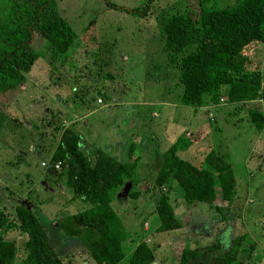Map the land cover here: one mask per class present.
Returning a JSON list of instances; mask_svg holds the SVG:
<instances>
[{
  "label": "rangeland",
  "instance_id": "obj_1",
  "mask_svg": "<svg viewBox=\"0 0 264 264\" xmlns=\"http://www.w3.org/2000/svg\"><path fill=\"white\" fill-rule=\"evenodd\" d=\"M55 1L76 37L59 54L48 50L34 32L30 45L38 56L25 73L26 85L1 97L0 208L13 219L14 206L23 203L47 229L53 247L64 251L60 257L66 264H95L81 245L82 234L62 229V220L87 203L47 181L45 167L61 129L69 127L79 134L84 151L106 142L108 149L103 147L109 152L110 141L115 142L114 158L121 161L130 160L128 145L134 141L131 156H139L135 175L140 181L152 180L161 151L179 133L188 134L184 127L195 118L189 106L179 102L178 69L164 61L160 19L187 9L196 14V0H107L113 6L106 0ZM137 5L143 13L128 11ZM244 52L249 57L247 72L257 70L264 82V42H252ZM196 108L199 124L207 132L202 130L200 141L177 153L199 165L212 148L221 163L230 166L235 186L227 209L216 211L203 202L187 204L173 183L169 195L181 227L156 231L159 219L151 191L137 185L138 195L126 191L109 204L129 235L130 247L145 240L152 248L154 258L149 264L173 263L175 244L183 239L191 246L216 240L220 250L242 233L236 261L264 264V134L255 130L247 115L250 108L264 114V103H249L237 111L224 101L210 107V112L200 105ZM214 203H221L218 195ZM54 220L60 222L55 223L57 233L52 236ZM0 238L14 240L12 263H21L23 235L9 228L0 230Z\"/></svg>",
  "mask_w": 264,
  "mask_h": 264
},
{
  "label": "trees",
  "instance_id": "obj_2",
  "mask_svg": "<svg viewBox=\"0 0 264 264\" xmlns=\"http://www.w3.org/2000/svg\"><path fill=\"white\" fill-rule=\"evenodd\" d=\"M106 3L114 5L111 1ZM195 4L196 14L189 9L171 13L160 19L158 28L164 61L178 69L176 77L182 86L179 102L192 107H215L224 101L231 104V111L247 108L256 101L264 103V82L257 70L247 72L249 57L244 52L252 42H264V0H196ZM140 8L137 5L128 11L143 13ZM34 32L43 38L48 50L59 54L65 53L76 37L71 25L59 14L55 0H0V106L2 96L26 85L25 73L38 56L30 45ZM208 109L205 107L204 111ZM248 110L255 130L264 134V116L256 108ZM210 118L209 121L213 116ZM203 128L199 125L186 135L179 133L161 152L150 181H140L135 175L138 157L131 156L134 141L128 145L130 160L121 161L99 147L84 151L77 132L69 127L61 129L45 167L46 180L87 203L62 220L61 227L69 233L82 234L81 243L95 264H149L154 258L145 240L137 241L126 253V232L109 204L122 195L125 185L126 194L131 196L138 195L142 187L151 191L159 219L156 231L181 226L169 195L173 183L181 189L187 204L203 202L223 212L228 207L235 179L230 166L221 163L216 151H206L199 165L177 153L200 140ZM217 195L221 205L214 203ZM13 215L12 219L0 208V230L15 228L23 235V264H64L46 228L28 206L16 204ZM244 236L238 234L220 250L216 240L201 247L176 243L174 262L169 264H243V260L236 261V255ZM14 252V240L0 238V264H12Z\"/></svg>",
  "mask_w": 264,
  "mask_h": 264
},
{
  "label": "crops",
  "instance_id": "obj_3",
  "mask_svg": "<svg viewBox=\"0 0 264 264\" xmlns=\"http://www.w3.org/2000/svg\"><path fill=\"white\" fill-rule=\"evenodd\" d=\"M181 104V103H180ZM205 107H208L209 109H210V106L209 105H204ZM204 106H202V108H205ZM189 109H191L190 110V115H192V116H195V118H191V119H189L188 120V122H187V126L186 127H184V129H188V130H193L194 128H197L200 124V122L201 121H199V118H197V116H198V114H197V108L196 107H192V106H189ZM208 109V112H210L211 110H209ZM263 116H264V114H262ZM214 117H215V115H214ZM102 125H105L104 123H102ZM71 128H74V127H71ZM189 132V131H188ZM81 140V139H80ZM198 141H200V140H197V141H195V142H192V143H190L187 147H189V146H192V145H194V144H196ZM118 142H120V141H118ZM106 142L104 143V145L103 146H105V148H107L106 147ZM109 144H111L110 145V147H111V150L109 151V152H107L106 151V149H104V147L102 146V147H99V148H101L102 150H104L105 152H107L108 154H110L111 156H113L114 157V155H115V152H116V146H118V144H115V142H112L111 143V141H110V143ZM186 147V148H187ZM108 149V148H107ZM185 149V148H184ZM183 149H180V150H178V151H182ZM163 151V150H162ZM161 151V152H162ZM161 154V153H160ZM186 154H188V155H190V153H186ZM204 155V154H203ZM139 157V156H138ZM203 157V156H202ZM216 204H219V205H221V203H216ZM222 209H224V208H222ZM227 209V207L224 209V211ZM56 218V217H55ZM54 218V219H55ZM58 222H60V221H53L52 223H53V228H52V236H54L53 234H55V233H57V230H56V227H58L55 223H58ZM181 227V226H180ZM226 226H224V228H225ZM61 228V227H60ZM46 232H47V229H46ZM50 234V235H51ZM22 235V234H21ZM176 235V234H175ZM174 236V235H173ZM172 236V237H173ZM56 237H54V239H55ZM174 238L175 239H178V238H176L175 236H174ZM175 239H172V241H175ZM56 240V239H55ZM137 242V241H136ZM182 243L183 242H185L184 241V239L181 241ZM173 242H171V244H172ZM81 245H83V244H81ZM135 245V244H134ZM133 245V246H134ZM132 246V247H133ZM191 246V245H190ZM194 246H202V244L201 245H194ZM132 247H130V245H129V235L126 233V250H130ZM55 248V247H54ZM62 248V247H61ZM62 249H64V248H62ZM60 250V249H59ZM63 250L61 251L60 250V252L58 253L60 256H62V255H64L63 254ZM66 254V253H65ZM62 258V257H61ZM63 261H64V264H66V262H65V260H64V258H63ZM21 263H22V261H21ZM21 263H19V264H21ZM13 264V263H12ZM23 264V263H22Z\"/></svg>",
  "mask_w": 264,
  "mask_h": 264
},
{
  "label": "water",
  "instance_id": "obj_4",
  "mask_svg": "<svg viewBox=\"0 0 264 264\" xmlns=\"http://www.w3.org/2000/svg\"><path fill=\"white\" fill-rule=\"evenodd\" d=\"M126 187H127V185L124 186L123 191L121 192L122 196L124 195V192H125L126 189H127Z\"/></svg>",
  "mask_w": 264,
  "mask_h": 264
},
{
  "label": "built area",
  "instance_id": "obj_5",
  "mask_svg": "<svg viewBox=\"0 0 264 264\" xmlns=\"http://www.w3.org/2000/svg\"><path fill=\"white\" fill-rule=\"evenodd\" d=\"M97 101H100V99H99V98H97Z\"/></svg>",
  "mask_w": 264,
  "mask_h": 264
}]
</instances>
